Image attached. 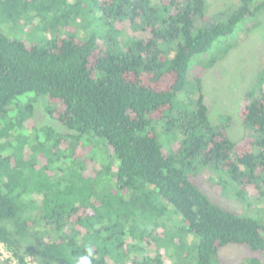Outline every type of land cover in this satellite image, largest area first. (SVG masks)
Listing matches in <instances>:
<instances>
[{
  "label": "trees",
  "instance_id": "obj_1",
  "mask_svg": "<svg viewBox=\"0 0 264 264\" xmlns=\"http://www.w3.org/2000/svg\"><path fill=\"white\" fill-rule=\"evenodd\" d=\"M212 1L0 0V258L25 264L38 227L39 264L87 247L93 264H184L193 244L196 264H232L227 245L264 257V226L194 179L264 208V63L236 125L203 89L231 51L216 43L263 29L264 0Z\"/></svg>",
  "mask_w": 264,
  "mask_h": 264
},
{
  "label": "rangeland",
  "instance_id": "obj_2",
  "mask_svg": "<svg viewBox=\"0 0 264 264\" xmlns=\"http://www.w3.org/2000/svg\"><path fill=\"white\" fill-rule=\"evenodd\" d=\"M231 2V0H220V2L212 1L215 6L219 4L220 9L226 11L232 8ZM238 30L236 33H240V30ZM10 35L13 36L11 32ZM25 39H29L28 35H25ZM226 45H231V51L223 58L224 60L222 62L217 63L211 70L206 72L203 80V89L206 96L205 100L211 109V111L209 109V112H212V120L215 121V117L223 115L232 119L233 123L235 121L236 125L238 123L236 121V115L241 106L242 97L245 91L249 90L252 85V80L260 70L259 67L264 63V27L261 31L253 30L249 37H245L244 40H242V35L238 34V37H236L234 33L226 39L222 47L216 43V47L218 46L220 49ZM35 114V122L37 125H40L41 122H46L40 106H36ZM237 133L238 131L236 130L233 135L237 136ZM164 138L171 140L170 135L161 132L158 136L161 144L165 141ZM207 175V172H203L199 176V179L197 177L194 179L196 182L203 181V189L214 204L231 211L239 217L254 218L264 226L263 207L253 203L250 204V202L247 203L245 200H238V202H235V199L231 200V191L226 192L222 186L215 187L210 186L209 183L205 184L204 180L207 178ZM228 198L230 200H227ZM40 229L41 227L36 228V234L40 233ZM36 234L33 237L25 238L22 242V253L25 257V264H39L31 252L32 244H36L39 240ZM174 242L176 241H173L171 246L173 251H176L178 246L174 245ZM189 245L191 246V244ZM192 248H184V251H182V262L184 264H196L194 253L196 246L193 244ZM1 249L0 261L2 263L19 264L17 259L4 245H1ZM184 252L188 253L189 257H186ZM218 255L219 259L226 263L250 264V261L255 259L258 264H264L263 256L253 253L248 247L243 245H227L219 250ZM166 262L167 264L169 263L168 260Z\"/></svg>",
  "mask_w": 264,
  "mask_h": 264
},
{
  "label": "clouds",
  "instance_id": "obj_3",
  "mask_svg": "<svg viewBox=\"0 0 264 264\" xmlns=\"http://www.w3.org/2000/svg\"><path fill=\"white\" fill-rule=\"evenodd\" d=\"M94 258L95 257L92 248L87 247L86 254L79 256L78 259L76 260V264H93Z\"/></svg>",
  "mask_w": 264,
  "mask_h": 264
},
{
  "label": "built area",
  "instance_id": "obj_4",
  "mask_svg": "<svg viewBox=\"0 0 264 264\" xmlns=\"http://www.w3.org/2000/svg\"><path fill=\"white\" fill-rule=\"evenodd\" d=\"M1 252H2V249H1Z\"/></svg>",
  "mask_w": 264,
  "mask_h": 264
}]
</instances>
